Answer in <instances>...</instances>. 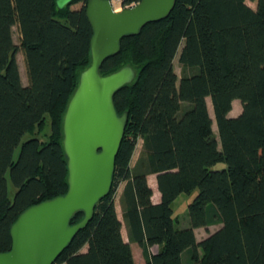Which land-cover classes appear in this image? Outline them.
<instances>
[{
  "label": "trees",
  "instance_id": "16d2710c",
  "mask_svg": "<svg viewBox=\"0 0 264 264\" xmlns=\"http://www.w3.org/2000/svg\"><path fill=\"white\" fill-rule=\"evenodd\" d=\"M88 1L58 9L56 0H0V252L11 249V227L23 211L68 190L63 119L91 64ZM138 2L121 0L123 8ZM15 26L27 85L16 59ZM177 55L189 70L180 79ZM126 65L137 79L114 97L118 114L128 112L129 120L111 192L54 264H137L130 243L143 249V264H264V0L255 10L246 0H176L166 19L125 37L101 73ZM235 101L242 112L230 117ZM47 116L48 141L23 143L27 133L44 129ZM139 139L142 153L132 166ZM221 163L224 168L214 169ZM149 175L157 176V204ZM122 183L130 243L115 208ZM195 191L190 225L179 229L172 205ZM83 217L77 213L71 224ZM215 225L216 232L197 241L196 229Z\"/></svg>",
  "mask_w": 264,
  "mask_h": 264
},
{
  "label": "water",
  "instance_id": "95a60500",
  "mask_svg": "<svg viewBox=\"0 0 264 264\" xmlns=\"http://www.w3.org/2000/svg\"><path fill=\"white\" fill-rule=\"evenodd\" d=\"M73 1L56 0V6L64 9ZM175 4L176 0H140L117 11L111 0L88 1L86 13L93 29L91 64L80 74L63 119L68 190L20 214L11 227V249L0 252V264H54L93 220L96 205L111 192L129 120L128 112L118 114L114 97L137 79L130 65L108 75H102L101 68L120 52L125 37L166 19ZM79 212L83 219L72 225Z\"/></svg>",
  "mask_w": 264,
  "mask_h": 264
},
{
  "label": "rangeland",
  "instance_id": "374dc122",
  "mask_svg": "<svg viewBox=\"0 0 264 264\" xmlns=\"http://www.w3.org/2000/svg\"><path fill=\"white\" fill-rule=\"evenodd\" d=\"M257 1L258 0H246V3L248 6H250L252 9L255 10L257 7ZM111 3L113 5V7H118V8H121V10H122L123 7L121 4V0H111ZM81 6H82V3H78V4L73 5L71 8L72 9H79ZM124 8H126V7H124ZM13 37H14L15 44L18 47L16 59H17L18 65H19L21 78H22L23 84L27 85L29 78H28L26 60H25L24 52L21 48L20 34H19L17 26H15L13 28ZM174 68H175V71H176L179 79L183 75L189 74V70H186V68L182 64H180L179 55H177V57L175 58ZM207 104H208V109H209L210 115H211L213 122H214L213 130H214L216 137L218 138L217 126L215 123V118H214V114H213V107H212L210 99H207ZM241 112H242V104L240 103V101H235L233 103V109H232V112L230 113V117L231 116L237 117L238 115L241 114ZM50 132H51V121H50V117L47 116L46 125H45L44 129H42L41 132H38V130H34L33 132L27 133L23 137L22 142L24 143L25 141H27L31 138H37L43 142H47L49 139ZM142 142H143L142 139H139L137 142L135 154L133 156L132 163H131L132 166L134 165L135 161L139 158V156L142 153V145H143ZM19 151H20V147L16 150V153H15L16 157L18 156ZM224 167H225V164L221 163V164L216 165L214 167V169H222ZM8 188H9V197L12 199L14 196L15 190H14V187L12 186V183L9 179H8ZM197 192L198 191H195L189 195L188 194H181L174 201V203L172 205V209H173L175 224H176L177 228L181 229V228H185L187 226L186 224H188V221H189L188 206L193 201V199L195 198ZM116 193H117V191H116ZM118 206H119V210H120V202H118ZM219 228H220V225L211 226V227H209L208 230H206L204 228L198 232V237L204 238V237L208 236L210 233L216 232ZM134 251H135V257L137 258V260H139V259L142 260L143 259L142 257L144 256L143 255V249L140 246H135ZM185 260H186L185 262H187L188 258L186 257Z\"/></svg>",
  "mask_w": 264,
  "mask_h": 264
},
{
  "label": "crops",
  "instance_id": "0c3cea01",
  "mask_svg": "<svg viewBox=\"0 0 264 264\" xmlns=\"http://www.w3.org/2000/svg\"><path fill=\"white\" fill-rule=\"evenodd\" d=\"M114 9L115 10H120L121 8L114 7ZM142 144H143V142H142ZM137 160L135 161L134 165L136 164ZM148 184H149L150 188L153 191V196H152L153 203L154 204L159 203L161 201V193H160V191L158 189L157 176L156 175H149L148 176ZM125 186H126V183H122L118 187V190H117V193H116V196H115V208H116L118 217H119V219L121 220V222L123 224V228H122L123 238H124V240L126 242H129L130 243V241H129V235H128V229H127V225H126V222H125L124 212H123V208H122V204H121V198H122V195H123ZM118 202H120V210H119ZM186 225L187 226L185 228L189 227L190 221H188V224H186ZM202 229H204V228H199V229H196L195 230V235H196V238H197V241L198 242H200L203 239H205L206 237H208V236H206L204 238H199L198 237V232L201 231ZM205 229L208 230L209 228H205ZM130 245H131V248H132V252H133V256H134L135 262L137 264H143L145 262L144 256L142 257L143 258L142 260L141 259L137 260V258L135 257V251H134L135 250V246H139V245L138 244H135V243H130ZM158 249H159L158 247H154V248L151 249V252L154 253V252L158 251ZM187 254H188V252L185 254V257L187 256Z\"/></svg>",
  "mask_w": 264,
  "mask_h": 264
},
{
  "label": "built area",
  "instance_id": "2783aa9c",
  "mask_svg": "<svg viewBox=\"0 0 264 264\" xmlns=\"http://www.w3.org/2000/svg\"><path fill=\"white\" fill-rule=\"evenodd\" d=\"M132 6H134V4H132V5H130V6H127V7H132Z\"/></svg>",
  "mask_w": 264,
  "mask_h": 264
},
{
  "label": "clouds",
  "instance_id": "9594fccd",
  "mask_svg": "<svg viewBox=\"0 0 264 264\" xmlns=\"http://www.w3.org/2000/svg\"><path fill=\"white\" fill-rule=\"evenodd\" d=\"M121 10V9H120ZM120 10H117V11H120Z\"/></svg>",
  "mask_w": 264,
  "mask_h": 264
}]
</instances>
